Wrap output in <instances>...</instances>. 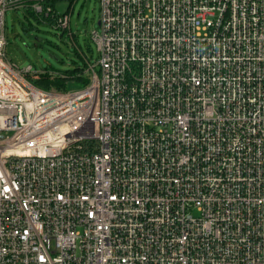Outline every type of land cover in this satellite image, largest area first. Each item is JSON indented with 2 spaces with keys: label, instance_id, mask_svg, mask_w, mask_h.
<instances>
[{
  "label": "built area",
  "instance_id": "obj_1",
  "mask_svg": "<svg viewBox=\"0 0 264 264\" xmlns=\"http://www.w3.org/2000/svg\"><path fill=\"white\" fill-rule=\"evenodd\" d=\"M53 1L0 0V264H264V0H99L66 91L5 54Z\"/></svg>",
  "mask_w": 264,
  "mask_h": 264
},
{
  "label": "rangeland",
  "instance_id": "obj_2",
  "mask_svg": "<svg viewBox=\"0 0 264 264\" xmlns=\"http://www.w3.org/2000/svg\"><path fill=\"white\" fill-rule=\"evenodd\" d=\"M52 6L56 12L64 13L70 1L54 0ZM99 18V0H76L66 32L55 29L48 22L35 20L24 9L8 10L5 14L6 57L20 68L31 66L33 72L67 74L80 70L85 62L93 64L97 60L91 36L99 31ZM80 87L79 82L70 81L65 88L76 90Z\"/></svg>",
  "mask_w": 264,
  "mask_h": 264
},
{
  "label": "trees",
  "instance_id": "obj_3",
  "mask_svg": "<svg viewBox=\"0 0 264 264\" xmlns=\"http://www.w3.org/2000/svg\"><path fill=\"white\" fill-rule=\"evenodd\" d=\"M86 66V65H85ZM85 66L80 70H75L73 72H67V74H64L65 77H54L52 79L48 78L47 76L39 77L36 80H33V83L43 89H56V90H62L66 91L65 88L66 85L70 82H79L81 84V87L86 85L88 83V79L86 77H83V71ZM73 78V79H71Z\"/></svg>",
  "mask_w": 264,
  "mask_h": 264
}]
</instances>
